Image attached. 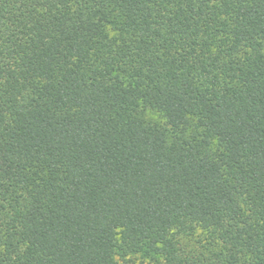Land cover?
<instances>
[{
    "label": "trees",
    "instance_id": "1",
    "mask_svg": "<svg viewBox=\"0 0 264 264\" xmlns=\"http://www.w3.org/2000/svg\"><path fill=\"white\" fill-rule=\"evenodd\" d=\"M0 264H264V0H0Z\"/></svg>",
    "mask_w": 264,
    "mask_h": 264
}]
</instances>
